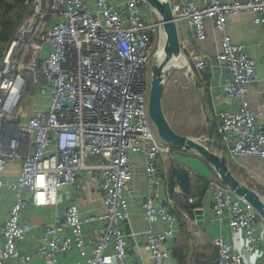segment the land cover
Listing matches in <instances>:
<instances>
[{
  "label": "built area",
  "instance_id": "obj_1",
  "mask_svg": "<svg viewBox=\"0 0 264 264\" xmlns=\"http://www.w3.org/2000/svg\"><path fill=\"white\" fill-rule=\"evenodd\" d=\"M171 6L174 19L185 21L196 41L206 39L207 22L223 34L217 61L232 77L225 86L228 103L239 102L240 107L236 112L221 110L217 130L234 157L264 160V112L252 111L247 99L249 87L259 81L257 63L228 34L229 20L243 14L264 28V0H200V5L176 1ZM147 10L155 11L146 0H23L21 21L0 56V190L6 186L16 196L0 226V264L31 262L17 246L33 228L21 220L29 194L37 206H54L58 190L69 185L87 190V179L99 181L103 212L82 217L78 206L71 205L63 219L44 228L36 255L47 264H59L58 256L74 249L87 264H128L130 247L122 223L129 218L128 197L134 194L131 156L143 157L149 187L158 192L164 182L158 159L177 155L159 143L149 116L147 66L162 40V23L149 18ZM192 55L196 68L203 69V58ZM31 91L48 95V107L17 125L18 111ZM26 143L32 152L25 155ZM92 158L100 162L88 165ZM13 162L21 163L18 179L5 183ZM208 195L216 222L242 234L245 252L264 247L261 217L249 202L217 179L210 182ZM182 202L194 200L186 197ZM142 207L153 264H174L171 245L178 235V218L153 196ZM96 220L107 225L88 255L84 226ZM158 223L164 227L161 233L156 232ZM65 230L70 237L61 236ZM215 245L217 264H246L245 253L228 240L217 237Z\"/></svg>",
  "mask_w": 264,
  "mask_h": 264
},
{
  "label": "crops",
  "instance_id": "obj_2",
  "mask_svg": "<svg viewBox=\"0 0 264 264\" xmlns=\"http://www.w3.org/2000/svg\"><path fill=\"white\" fill-rule=\"evenodd\" d=\"M168 1L171 5L176 1H193L200 5V0ZM221 1L231 3L244 0ZM145 12H147L149 18L160 19L155 11L148 12L147 10ZM176 23L182 47V57L179 60L180 67L189 68L190 71L188 70V72H191L193 76L190 77L180 71V74L172 76V82L178 84H170V87L165 88L162 105L168 122L176 132L192 139H206L209 127L213 126L214 139L221 145L222 152L227 156L233 175L241 183L255 190L264 198V160L253 157H234L229 148L222 143L217 130L218 113L225 109L236 112L240 107L239 102L228 103L225 86L231 81L232 77L228 68L217 61L223 34L216 30L210 22H207L206 39L199 42L194 39L193 30L185 21H176ZM228 34L232 37L234 43L244 45L248 55L257 63L259 81L249 87L247 99L252 111L264 112V65L262 64L264 58V28L253 24L249 17L243 14L238 18L229 20ZM164 37L163 32L161 38ZM192 54L203 58L205 61L203 69L198 70L196 68ZM202 70H208L210 76H204L201 73ZM195 79L202 84L201 96L197 94ZM186 82L191 87L189 88L190 91H187L189 93L184 90ZM174 91L176 92L174 93ZM204 91L208 92L207 96H204ZM27 94L28 96H26ZM27 94L17 114V125L26 124L38 110L46 109L49 104L48 95L41 96L32 91ZM182 94L185 96H180ZM262 122L264 123V118ZM169 146L172 148L171 145ZM53 150H55V147ZM31 152L32 145L26 143L22 148V154L26 155ZM131 161L136 166L133 171L132 182L134 194L128 197L129 218L122 223L130 247L127 258L128 264H153L146 235L148 223L142 207L147 196L155 197L158 203L163 204L178 218V235L171 245V251L177 259L174 264H217L218 251L215 239L220 236L231 242L237 250L245 253L246 264H264V247L255 252L254 255L245 252L242 234L233 233L226 224L216 222L210 208L208 186L212 180L217 179L220 182L221 180L203 158L189 152H177L174 157L160 156L158 159V175L163 178L164 182L158 192L151 190L149 187L145 176L143 157L132 155ZM99 162L100 158H92L88 161V165L98 164ZM181 167L189 173L190 185L187 191L181 188L176 173V170ZM20 169V162L9 163L4 175L5 183L17 181ZM84 176L87 179V176ZM170 176L173 179L172 190L170 189ZM87 182V190H80L73 186L72 188L58 190L57 204L54 206H37L32 203L31 195H28L30 204L22 211L21 220L31 224L33 228L17 246L20 253L31 256L30 264H47L44 258L36 255V250L42 240L43 230L45 227L54 225L63 219L68 207L77 205L82 217L98 216L103 212L104 209L100 202L99 181L94 182L87 179ZM186 197H192L193 204L182 202ZM15 199V193L6 186L0 190V226H3L7 221ZM196 210L204 211L203 215L200 216L201 218H198L199 216L195 214ZM106 225V222L102 220L85 224L84 240L88 255L92 253L93 244L103 234ZM163 230L162 224L158 223L156 232L161 233ZM260 230L264 234L262 220ZM61 236L70 237V230L62 232ZM2 245L3 237L0 234V247ZM249 257H251V261ZM58 261L59 264H76L78 261L87 264V261L81 258L79 251L74 249L60 254ZM5 264H20V262L13 259Z\"/></svg>",
  "mask_w": 264,
  "mask_h": 264
},
{
  "label": "water",
  "instance_id": "obj_3",
  "mask_svg": "<svg viewBox=\"0 0 264 264\" xmlns=\"http://www.w3.org/2000/svg\"><path fill=\"white\" fill-rule=\"evenodd\" d=\"M157 12L162 23L164 32V53L165 58L161 62H157L152 66L151 82L149 85L148 111L155 128L156 134L164 143L175 147L183 152L196 154L203 158L215 171L221 182L234 192L237 196L249 202L261 217L264 223V198L255 190L241 183L232 173L229 167L227 156L222 152L221 145L214 139L213 126L209 127L206 139H192L183 134L176 132L168 122L163 111V96L165 83L171 75L174 68L170 64L173 61H179L182 57V47L176 20L174 19L172 6L168 0H146ZM157 57V56H156ZM157 60V58H156ZM180 71L192 77L189 68L178 67ZM208 72V73H207ZM201 73L209 77L208 70H202ZM197 94L201 96L202 84L195 79ZM207 96V91H204ZM179 184L185 191L189 190L190 177L187 170L183 167L176 170ZM170 189L172 190V177H169ZM72 188L71 185L61 189ZM203 210H196L195 214L203 215Z\"/></svg>",
  "mask_w": 264,
  "mask_h": 264
},
{
  "label": "trees",
  "instance_id": "obj_4",
  "mask_svg": "<svg viewBox=\"0 0 264 264\" xmlns=\"http://www.w3.org/2000/svg\"><path fill=\"white\" fill-rule=\"evenodd\" d=\"M23 0H0V56L4 46L13 38L21 21ZM172 149L176 148L172 146ZM177 152H183L176 149Z\"/></svg>",
  "mask_w": 264,
  "mask_h": 264
},
{
  "label": "rangeland",
  "instance_id": "obj_5",
  "mask_svg": "<svg viewBox=\"0 0 264 264\" xmlns=\"http://www.w3.org/2000/svg\"><path fill=\"white\" fill-rule=\"evenodd\" d=\"M164 38L161 40L160 39V41H158V43H157V45H156V48H155V50H154V53H153V56H152V58H151V60H150V63L148 64V66H147V72H148V76H149V79H150V82H151V70H152V66L156 63V55H157V53H158V51H159V49H160V47L162 46V45H164ZM175 74H180V70L178 69V68H174L173 70H172V72H171V75H170V77L168 78V80L166 81V83H165V88H168V87H170L169 85L170 84H178V83H174V81L172 82V76L173 75H175ZM187 77V76H186ZM150 84V83H149ZM185 84H187V82L185 83ZM184 84V90L186 91V93H189V92H187L188 90L187 89H185V85ZM183 86V85H182ZM189 86V88H191L190 87V85H188ZM175 90V89H174ZM190 91V90H189ZM176 91H174V93H175ZM186 93H183V94H186ZM192 93V92H191ZM180 95V96H185V95ZM186 95H188V94H186ZM26 96H28V94L26 95ZM152 129H153V131H154V133H155V135H156V131H155V128H154V126H152ZM158 141H159V143L160 144H164L163 143V141L162 140H160L159 138H158ZM181 153V152H180Z\"/></svg>",
  "mask_w": 264,
  "mask_h": 264
},
{
  "label": "bare ground",
  "instance_id": "obj_6",
  "mask_svg": "<svg viewBox=\"0 0 264 264\" xmlns=\"http://www.w3.org/2000/svg\"><path fill=\"white\" fill-rule=\"evenodd\" d=\"M163 1V0H162ZM162 34H163V32H162ZM157 57V62H161V61H163L164 60V58H165V53H164V45H162L161 47H160V49H159V51H158V53H157V55H156ZM184 58V57H183ZM186 61V60H185ZM171 66L173 65L174 67H180V63H179V61H173L171 64H170ZM184 66V65H183Z\"/></svg>",
  "mask_w": 264,
  "mask_h": 264
},
{
  "label": "clouds",
  "instance_id": "obj_7",
  "mask_svg": "<svg viewBox=\"0 0 264 264\" xmlns=\"http://www.w3.org/2000/svg\"><path fill=\"white\" fill-rule=\"evenodd\" d=\"M253 255H254V253H253ZM249 260L251 261V257H249Z\"/></svg>",
  "mask_w": 264,
  "mask_h": 264
}]
</instances>
